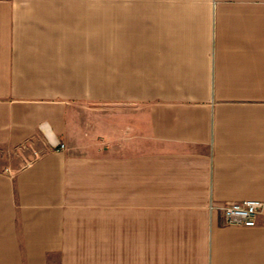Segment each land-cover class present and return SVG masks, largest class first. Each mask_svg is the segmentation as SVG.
Listing matches in <instances>:
<instances>
[{
    "label": "crops",
    "instance_id": "1",
    "mask_svg": "<svg viewBox=\"0 0 264 264\" xmlns=\"http://www.w3.org/2000/svg\"><path fill=\"white\" fill-rule=\"evenodd\" d=\"M0 264H264V0H0Z\"/></svg>",
    "mask_w": 264,
    "mask_h": 264
},
{
    "label": "built area",
    "instance_id": "2",
    "mask_svg": "<svg viewBox=\"0 0 264 264\" xmlns=\"http://www.w3.org/2000/svg\"><path fill=\"white\" fill-rule=\"evenodd\" d=\"M263 208L264 202L259 200H245L220 207L226 225L244 227L255 226Z\"/></svg>",
    "mask_w": 264,
    "mask_h": 264
},
{
    "label": "rangeland",
    "instance_id": "3",
    "mask_svg": "<svg viewBox=\"0 0 264 264\" xmlns=\"http://www.w3.org/2000/svg\"><path fill=\"white\" fill-rule=\"evenodd\" d=\"M31 153L30 147H0V169L22 167L28 163Z\"/></svg>",
    "mask_w": 264,
    "mask_h": 264
}]
</instances>
